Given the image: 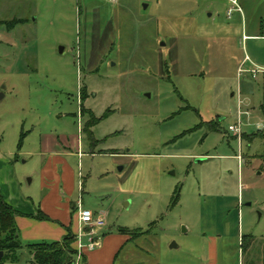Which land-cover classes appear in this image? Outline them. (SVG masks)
<instances>
[{
	"label": "rangeland",
	"instance_id": "374dc122",
	"mask_svg": "<svg viewBox=\"0 0 264 264\" xmlns=\"http://www.w3.org/2000/svg\"><path fill=\"white\" fill-rule=\"evenodd\" d=\"M227 7L0 0V187L38 207L55 188L40 151L79 144L57 195L114 233L145 231L138 264H264V73H237L264 69V41H245ZM20 240L1 264H35Z\"/></svg>",
	"mask_w": 264,
	"mask_h": 264
},
{
	"label": "crops",
	"instance_id": "0c3cea01",
	"mask_svg": "<svg viewBox=\"0 0 264 264\" xmlns=\"http://www.w3.org/2000/svg\"><path fill=\"white\" fill-rule=\"evenodd\" d=\"M235 1L238 8L232 10L233 13L231 12V17L228 20L237 24L240 34L245 41H264V0ZM227 2L228 11L233 4L232 0H227ZM240 63H238L237 67H239ZM75 153L77 157L82 155L79 144ZM75 153L66 147L56 151H40V155L44 156L41 166L42 184L43 186H48L50 182H53L55 188L44 194L38 207L22 198L18 192L14 193L12 190L0 187V194L5 202L18 212L15 221L20 238L24 242L60 241L67 234V228L75 236L78 233L77 207L80 200L78 199L74 203L70 199L62 201L57 195V186L61 183L64 185V190L69 192V194L73 189V171L66 157L73 156ZM37 210H40L49 219L39 220L32 217L31 215L36 214ZM93 214L99 215L98 212H93ZM73 220L75 221L74 226L72 224ZM99 231L101 234L100 245L94 250L84 248L81 252L80 264H114L123 250V254L118 262L119 264H138V262L144 261V254L142 252H135L136 250L130 246L131 242L137 243L141 235L131 237L118 232V229L117 233H114L105 227ZM71 246L76 249V237ZM212 249L211 245L209 250L211 251ZM30 257L32 259L31 255ZM75 259L76 255H74ZM146 264L158 263L157 260L152 259L147 260Z\"/></svg>",
	"mask_w": 264,
	"mask_h": 264
},
{
	"label": "trees",
	"instance_id": "16d2710c",
	"mask_svg": "<svg viewBox=\"0 0 264 264\" xmlns=\"http://www.w3.org/2000/svg\"><path fill=\"white\" fill-rule=\"evenodd\" d=\"M13 22L5 23L7 28L10 29L14 26ZM81 102L85 98L82 93L80 94ZM93 121L96 120L93 118ZM93 122V123H94ZM211 131L218 130L217 121L209 123ZM259 134V133H258ZM256 134V135H258ZM259 136L264 137V134ZM23 134L21 135V139ZM254 136L250 137L251 140ZM18 212L14 210L9 204L5 202L0 194V251H3V259L15 261L18 259L17 252L24 245L20 240V234L16 225L15 217ZM39 220H48L49 218L44 215L40 210L36 214L31 215ZM118 232L137 237L145 233L143 230H130L128 228L119 227ZM75 241V235L72 234L67 228V234L60 241H37L25 244L28 253L32 256V262L35 264H74V255L76 249L72 248V243Z\"/></svg>",
	"mask_w": 264,
	"mask_h": 264
},
{
	"label": "built area",
	"instance_id": "2783aa9c",
	"mask_svg": "<svg viewBox=\"0 0 264 264\" xmlns=\"http://www.w3.org/2000/svg\"><path fill=\"white\" fill-rule=\"evenodd\" d=\"M233 6L228 9V14L232 12V10L237 9L236 1L232 0ZM236 6V7H235ZM244 61L237 68V73L240 75L243 72H249L254 78L255 75L259 72L264 73L263 68H250L246 69L243 67ZM242 112L238 111L237 122L235 124L229 125L228 130L232 132L239 140L242 135L241 131V116ZM237 158L240 159V156L237 155ZM77 218L79 223V231L76 234V259L74 264H80L81 260V252L85 248L87 250H94L100 245V229L105 227V220L103 216H96L89 209L84 208L81 203H78L77 207Z\"/></svg>",
	"mask_w": 264,
	"mask_h": 264
},
{
	"label": "water",
	"instance_id": "95a60500",
	"mask_svg": "<svg viewBox=\"0 0 264 264\" xmlns=\"http://www.w3.org/2000/svg\"><path fill=\"white\" fill-rule=\"evenodd\" d=\"M61 49H62V48H60V51H61ZM124 205H127V204L125 203ZM3 254H4L3 251H0V260H1V258L3 257Z\"/></svg>",
	"mask_w": 264,
	"mask_h": 264
}]
</instances>
